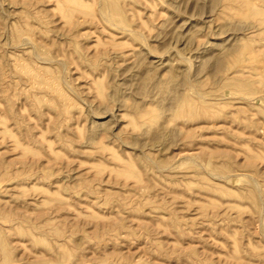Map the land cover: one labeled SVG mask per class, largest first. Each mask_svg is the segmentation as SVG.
I'll return each instance as SVG.
<instances>
[{"label": "rangeland", "instance_id": "rangeland-1", "mask_svg": "<svg viewBox=\"0 0 264 264\" xmlns=\"http://www.w3.org/2000/svg\"><path fill=\"white\" fill-rule=\"evenodd\" d=\"M0 264H264V0H0Z\"/></svg>", "mask_w": 264, "mask_h": 264}]
</instances>
